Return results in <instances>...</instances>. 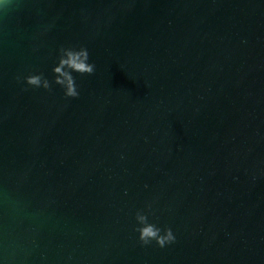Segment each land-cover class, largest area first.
I'll use <instances>...</instances> for the list:
<instances>
[{"label":"water","instance_id":"95a60500","mask_svg":"<svg viewBox=\"0 0 264 264\" xmlns=\"http://www.w3.org/2000/svg\"><path fill=\"white\" fill-rule=\"evenodd\" d=\"M61 47L95 65L77 98L22 80ZM0 264H264V0L0 11Z\"/></svg>","mask_w":264,"mask_h":264},{"label":"clouds","instance_id":"9594fccd","mask_svg":"<svg viewBox=\"0 0 264 264\" xmlns=\"http://www.w3.org/2000/svg\"><path fill=\"white\" fill-rule=\"evenodd\" d=\"M17 0H3L0 5V11L7 15L15 6ZM57 64L52 68L53 80L51 83L43 76V74H29L22 78L23 83L31 88H43L50 91L51 84L59 85L63 89L65 98H77L79 92L75 82V77L72 73L91 76L95 71V65L89 63V52L86 48L80 47L75 49L72 47H61L58 50ZM17 82H20L21 77H17ZM26 90V89H25ZM150 211V206H147ZM135 221L138 227L134 231L138 233V241L142 246H148L153 241L159 248H164L166 245L175 242L176 237L171 228L161 229L155 224L150 223L148 215L145 212L137 211Z\"/></svg>","mask_w":264,"mask_h":264}]
</instances>
